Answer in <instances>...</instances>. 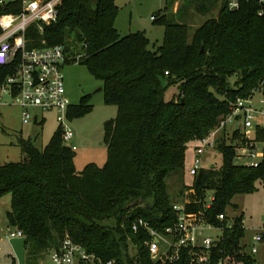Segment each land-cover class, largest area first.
I'll return each mask as SVG.
<instances>
[{"label": "trees", "instance_id": "16d2710c", "mask_svg": "<svg viewBox=\"0 0 264 264\" xmlns=\"http://www.w3.org/2000/svg\"><path fill=\"white\" fill-rule=\"evenodd\" d=\"M219 1L197 11L205 14ZM118 11L114 0H63L57 22L41 35L46 45L63 46L67 62L76 58L100 82L104 104L114 106L116 115L103 123L101 167L89 163L77 171L75 153L62 144L59 126L40 149L30 137L18 138L21 159L0 165V199L10 197L5 219L22 233L26 264H36L64 238L104 263L169 264L149 256L148 235L133 233L132 223L143 219L158 232L175 225L169 183L181 179L188 145L207 136L236 97L264 85V6L255 1H242L230 11L222 0L217 17L197 28L190 43L188 27L165 19L164 7L152 16L163 28L153 51L142 32L120 36L114 26ZM233 76L235 89L226 82ZM169 87L176 92L165 100ZM91 110L83 96L69 106L66 118ZM217 151L221 165L202 169L178 194L187 215L223 227L209 264L223 257L230 264H256L239 248L243 216L230 227L217 217L234 196L256 192L264 163L236 165L233 147L224 143ZM208 192L213 201L205 208ZM172 264H188L187 257L182 254Z\"/></svg>", "mask_w": 264, "mask_h": 264}, {"label": "built area", "instance_id": "2783aa9c", "mask_svg": "<svg viewBox=\"0 0 264 264\" xmlns=\"http://www.w3.org/2000/svg\"><path fill=\"white\" fill-rule=\"evenodd\" d=\"M63 0H0V108H18L20 122L41 124L43 113L54 112L62 135V144L72 151L70 143L73 132L63 121L72 103L66 95L62 67L67 63L64 47L48 46L41 37L44 30L55 24ZM242 1H255L264 6V0H224L226 8L237 10ZM263 14L262 8L258 15ZM153 20V17H151ZM167 73H165L166 75ZM2 121L0 120V125ZM219 143L232 146L234 159L241 166L257 168L264 163V85L261 83L244 97H236L229 103L228 112L217 118L209 134L192 143V158L186 168L190 178L205 169L206 160L217 151ZM238 165V164H237ZM210 166H213L211 164ZM209 167V166H208ZM257 184L264 188V177ZM208 196V195H207ZM205 197V208L213 201ZM184 200L173 205L176 223L162 232L152 229L143 219H136L133 233L144 230L149 239L144 241L149 256L169 264L180 260L182 254L188 264H209L212 249L222 239L223 227H214L196 215L185 213ZM219 221L228 220L225 214ZM230 227V221H227ZM204 227L217 228L221 236L216 240L200 236ZM10 238H23L19 230L9 233ZM264 242V231L255 234L250 254L257 253ZM49 264H112L88 253L81 245L64 238L57 249L48 253ZM163 258V259H162ZM217 264H230L227 257L219 258Z\"/></svg>", "mask_w": 264, "mask_h": 264}, {"label": "rangeland", "instance_id": "374dc122", "mask_svg": "<svg viewBox=\"0 0 264 264\" xmlns=\"http://www.w3.org/2000/svg\"><path fill=\"white\" fill-rule=\"evenodd\" d=\"M210 0H114L119 8L114 21V26L120 36H127L133 29L144 33L149 40V50H155L160 46L163 36V28L151 17L163 11L165 19L173 22L185 24L188 27L187 39L191 42L194 31L199 28L206 20L217 17L219 5L222 2L210 7V10L201 14L197 8L206 9ZM67 46L72 47L70 43ZM66 95L69 101L76 105L83 96L89 97L92 110L79 118L63 121V125H68L73 132L70 141L76 147L74 166L80 171L86 164L94 163L101 167L106 160V145L103 141V123L112 119L116 115V108L104 104L103 94L96 92L101 87L100 82L96 81L87 69L77 63L67 62L62 67ZM235 76L227 79L229 88L237 87L234 83ZM176 92L174 87H169L165 92V100H169ZM45 118L43 124L30 123L22 125L19 117L18 108H0V165L8 162H16L21 159V153L17 146V139H26L31 136L33 145L40 149L49 141L54 130L59 126L58 115L54 112L43 113ZM193 144H189L185 153L184 170L180 180L172 178L170 180V195L173 205H180L184 198L179 196L182 184L190 185L192 178L187 176L186 168L190 165L192 158ZM204 156L205 169L211 164L216 167L221 165V154L215 151L206 160ZM234 164H240V160L233 159ZM256 192L253 194L236 195L231 200V205L225 208L224 213L231 222L234 218L243 216V237L239 240V248L242 253L248 255L256 264H264V242L257 247L256 254H250L252 239L255 234L264 231V188L256 183ZM207 197L212 192L207 193ZM9 195L0 199V222L5 217V212L9 209ZM2 219V220H1ZM1 229V225H0ZM14 229L4 233L0 230V264H26L25 250L21 238H10L9 233ZM200 236H208L216 240L221 236V231L217 228L204 227ZM36 264H49L48 253L44 254Z\"/></svg>", "mask_w": 264, "mask_h": 264}, {"label": "crops", "instance_id": "0c3cea01", "mask_svg": "<svg viewBox=\"0 0 264 264\" xmlns=\"http://www.w3.org/2000/svg\"><path fill=\"white\" fill-rule=\"evenodd\" d=\"M131 34V33H130ZM28 137H30L31 138V136H28ZM2 220V219H1ZM0 225H1V232H4V233H6V232H8V231H10L11 229H14V230H16V228H14V227H10L9 225H8V223H7V221H6V219H5V217H4V221L2 220L1 222H0ZM22 239V241H23V238H21Z\"/></svg>", "mask_w": 264, "mask_h": 264}, {"label": "water", "instance_id": "95a60500", "mask_svg": "<svg viewBox=\"0 0 264 264\" xmlns=\"http://www.w3.org/2000/svg\"><path fill=\"white\" fill-rule=\"evenodd\" d=\"M136 33H137V30H136V29H133L132 34H136ZM200 51L202 52L203 49H201ZM72 62H73V63H77V59L74 58V59L72 60ZM101 91H102V88L99 87V88L97 89L96 92H101ZM233 249H234V251H235V243H233ZM162 259H163V258H162Z\"/></svg>", "mask_w": 264, "mask_h": 264}]
</instances>
